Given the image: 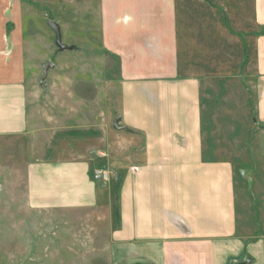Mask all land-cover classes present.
Instances as JSON below:
<instances>
[{"label":"crops","instance_id":"crops-1","mask_svg":"<svg viewBox=\"0 0 264 264\" xmlns=\"http://www.w3.org/2000/svg\"><path fill=\"white\" fill-rule=\"evenodd\" d=\"M97 1L118 133L102 129V151L19 155L27 206L94 214L108 264H264V0ZM15 13L0 4V142L23 151L41 131L6 35Z\"/></svg>","mask_w":264,"mask_h":264},{"label":"rangeland","instance_id":"rangeland-1","mask_svg":"<svg viewBox=\"0 0 264 264\" xmlns=\"http://www.w3.org/2000/svg\"><path fill=\"white\" fill-rule=\"evenodd\" d=\"M5 1L0 4L16 12L14 19L9 15L5 20L6 35L15 40L13 49L26 74L29 114L33 127L41 132L29 136L31 146L23 145L25 152L20 144L0 142V264H108L107 255L100 252L104 232L93 237L94 214L29 208L25 185L18 184L11 165L19 155L32 154V146L47 150L48 156H74L96 148L102 151V129L118 133L113 126L114 119L120 117L118 69L103 51L98 1ZM249 2L245 0V9ZM48 20L60 27L64 49L55 43ZM233 30L248 44L242 30ZM47 61L53 65L43 77ZM246 79L251 85V77ZM250 138L253 140L252 134ZM252 142L258 144L259 140ZM98 165L97 161L93 166Z\"/></svg>","mask_w":264,"mask_h":264},{"label":"water","instance_id":"water-1","mask_svg":"<svg viewBox=\"0 0 264 264\" xmlns=\"http://www.w3.org/2000/svg\"><path fill=\"white\" fill-rule=\"evenodd\" d=\"M47 24L49 27H51L53 29V31L55 32V43L57 44V46L60 48V49H64L65 48V45L62 44L61 42V33H60V27L58 26L57 23H55L54 21H51V20H48L47 21ZM53 63L50 62V61H47L43 64V77L46 76V73H47V69L48 67L52 66ZM118 122H119V117H116L113 121V126L114 127H118Z\"/></svg>","mask_w":264,"mask_h":264},{"label":"built area","instance_id":"built-area-1","mask_svg":"<svg viewBox=\"0 0 264 264\" xmlns=\"http://www.w3.org/2000/svg\"><path fill=\"white\" fill-rule=\"evenodd\" d=\"M112 175L111 170L107 168H96L92 171V178L101 182H107Z\"/></svg>","mask_w":264,"mask_h":264},{"label":"trees","instance_id":"trees-1","mask_svg":"<svg viewBox=\"0 0 264 264\" xmlns=\"http://www.w3.org/2000/svg\"><path fill=\"white\" fill-rule=\"evenodd\" d=\"M69 132H76V131H69ZM76 133H78V132H76ZM113 189V200L114 201H116V191H117V188H118V181H115L114 182V185H113V187H112ZM118 212H117V209H116V203H114V206H113V216H114V219L116 220L117 219V216H118V214H117Z\"/></svg>","mask_w":264,"mask_h":264}]
</instances>
